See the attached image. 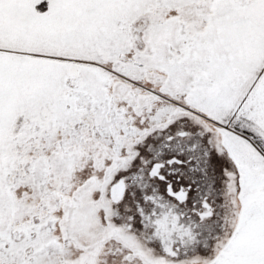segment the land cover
<instances>
[{"label":"snow or ice","instance_id":"1","mask_svg":"<svg viewBox=\"0 0 264 264\" xmlns=\"http://www.w3.org/2000/svg\"><path fill=\"white\" fill-rule=\"evenodd\" d=\"M0 264H264V0H0Z\"/></svg>","mask_w":264,"mask_h":264}]
</instances>
